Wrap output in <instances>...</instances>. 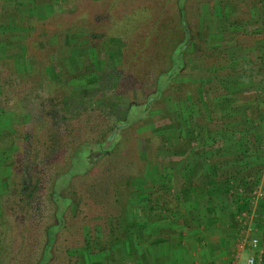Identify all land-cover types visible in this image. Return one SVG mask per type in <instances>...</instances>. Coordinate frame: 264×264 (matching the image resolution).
Listing matches in <instances>:
<instances>
[{
	"label": "rangeland",
	"instance_id": "374dc122",
	"mask_svg": "<svg viewBox=\"0 0 264 264\" xmlns=\"http://www.w3.org/2000/svg\"><path fill=\"white\" fill-rule=\"evenodd\" d=\"M175 2L0 0V111L7 110L14 126L23 130L22 138L16 136L19 152L12 166L22 163L23 179L18 168L10 179L0 165V264H39L49 238L47 227L58 221L63 227L43 264H124V256L98 248L110 240L113 224L138 232L136 220L148 211L147 196L140 202V192L157 203L151 220L164 209L175 215L176 193L186 191L191 178L204 175L206 165L196 164L210 153L235 143L264 146V67L257 72L253 61L264 57V1L253 7L252 0H223L232 9L224 15L220 0L186 1L196 41L219 47L225 45L224 33L239 32L237 39L243 43L226 41L227 49L237 53L234 61L246 62L248 69L237 86L242 95L239 91L216 105L233 117L234 124L225 123V137L216 135L215 122H201L198 106L190 100L183 103L175 92L179 84L182 91L187 89L184 81L218 90L215 74L195 73L187 80L178 74L163 93L157 92L159 72L169 68L170 52L181 39ZM30 16L35 21L27 33L23 30ZM240 19L249 22L247 28ZM75 31L83 51L69 49L68 36ZM87 39L94 42L84 46ZM126 43H134L133 48ZM213 95L210 100L205 96L213 102L211 109ZM148 100L150 110L133 113V104ZM193 118L200 121L198 126L191 123ZM185 135L197 143L182 146ZM34 139L45 141L42 158L30 154ZM98 147L109 154L95 157ZM254 152L264 158L263 148L246 155L253 157ZM193 163L197 169L192 174L186 165ZM21 182L26 186L23 199ZM131 186L140 189L135 197L128 191ZM78 200L77 207L73 201ZM129 218L133 225H126ZM87 238L91 250L84 259Z\"/></svg>",
	"mask_w": 264,
	"mask_h": 264
},
{
	"label": "crops",
	"instance_id": "0c3cea01",
	"mask_svg": "<svg viewBox=\"0 0 264 264\" xmlns=\"http://www.w3.org/2000/svg\"><path fill=\"white\" fill-rule=\"evenodd\" d=\"M261 57L258 64L264 67ZM246 147L264 149L261 142ZM244 148L238 143L224 145L210 153L214 157L196 164L206 165L204 175L190 177L187 190L176 193L175 215L164 209L128 241L127 249L124 244V264H246L250 255L257 256L256 264H264V198L227 179L242 174L241 159L230 163L221 159L225 149ZM259 165L264 167V159ZM252 237L259 239L257 249L250 245Z\"/></svg>",
	"mask_w": 264,
	"mask_h": 264
},
{
	"label": "trees",
	"instance_id": "16d2710c",
	"mask_svg": "<svg viewBox=\"0 0 264 264\" xmlns=\"http://www.w3.org/2000/svg\"><path fill=\"white\" fill-rule=\"evenodd\" d=\"M186 1L187 0H176L175 2V6L178 8V21L180 20V25H181V29H182V33H181V39L178 40L176 42V44L174 45V47L172 48L171 52H170V58H171V65L169 66V68L164 71V72H159L158 78H157V92L159 93V95L161 93H163V91H165L170 84H172L173 78L175 77V81H176V77L179 75H183L184 80L188 79V76L190 78V76H193V74L195 73H201L202 75H211V74H215V78L220 79L219 83L217 82L215 86H217L218 90H213V92H211V88L208 86H206L204 84V82L202 83H198V84H192L190 82H185L182 86H184L185 91H182L181 88H179L180 84L178 85V87L175 89V92L177 94V99L183 101V103H185L187 100L191 101L192 104L198 106L199 113H201L200 115V119L201 122H203L204 124H209L211 123L210 121H212L213 123L215 122V124L217 126H219V128L217 127V131H216V135L220 136V137H225L224 135V129L226 128L227 125H225V123H232L233 121V117H230V115L224 113L222 111V109L219 107L216 108V105H222V103L226 100L231 99V96L233 98H235V95L237 93H239V91L241 92V89L239 90L237 86H239V84H241L240 79L244 78L247 74V63L246 62H242V61H234L235 57H237V53H235L236 51H229L227 49L226 46V41L228 40H233L235 42V44H237L238 46H242L243 43H240V40L237 39V34L239 33H233L231 35H228V33H224V40H225V45L221 44L219 47L215 46H208L205 47L204 45H202V43H199L198 41L195 40V35L192 33L190 26H189V13H188V9L186 7ZM264 0H252V6H257L259 2H262ZM220 2L222 3L221 6V15H224L225 12H228L229 8V4L226 2H223V0H220ZM238 8H234L233 11H237ZM230 11H232V9H230ZM238 12V11H237ZM161 18V15L159 16ZM33 17H28V19L30 20H26L30 21L28 22V27H25V32L30 33V28L33 27L34 24V18ZM48 18V17H47ZM239 21H243L246 28L248 27V21L245 19H240ZM238 21V22H239ZM73 25V24H72ZM157 26V25H156ZM136 30V31H135ZM135 32H140V30L135 29ZM79 34L78 31L75 32H70L69 36H68V46L69 49L72 48L76 50V52L78 51H83L85 48L82 47V45L79 42ZM91 42H94L93 39L90 40H84V42H82V44L88 45L91 44ZM134 43H126V47H130L133 48ZM197 48H200L201 50L198 52L195 51ZM126 59V55H121L122 61L124 62V58ZM255 63V67L254 70H256L257 72L260 71V65H258V60L254 59L253 60ZM193 65H196L195 68H191ZM252 67V68H253ZM251 68V69H252ZM135 74V73H134ZM209 82V81H208ZM168 84V85H167ZM207 84V83H206ZM193 86L196 87V89L192 88ZM167 87V88H166ZM192 89H191V88ZM216 88V89H217ZM179 93V94H178ZM214 94V95H213ZM240 95H242V92L239 93ZM158 95V94H157ZM156 95V96H157ZM213 95L216 98V102L214 103V109L212 108V103L213 102H209L205 96L209 97L210 100V96ZM258 92L255 95V99H258ZM153 98V97H151ZM146 102V101H145ZM139 103V104H133L134 108H133V113H139V111H143L146 112L147 109H149L150 107V101L148 100L146 103ZM144 106V108L142 107ZM143 108V109H142ZM141 109V110H140ZM150 110V109H149ZM5 111H0V123L3 127H7V132H3L0 127V140L4 137V139L1 140V142H6L5 146H0V165L3 166L8 172V177L10 179H13L14 175L16 174L15 170L16 168H18V176H20V179L22 180V173L19 172V169L21 168V164L16 163L15 167H12L14 165V161H16V156L17 153L19 152V144L16 142V136L19 135L18 137H23V130H19L18 128H16L14 126L12 117ZM218 112V113H217ZM198 113V114H199ZM199 119V118H198ZM235 119V118H234ZM191 120V119H190ZM189 120V122H190ZM4 121V122H3ZM193 125L198 126L200 124V121H195L194 118L193 120H191ZM6 124V125H3ZM203 124V125H204ZM234 124V123H232ZM233 127V126H232ZM116 128V127H115ZM114 128V129H115ZM6 129V128H5ZM224 130V131H223ZM3 135V137H1ZM109 138H111V135H109ZM35 145H33L31 147V151L30 154L31 155H35L38 158H42L43 155H46V150L45 147L43 148V145L45 144V141L42 142V140H37L34 139ZM42 142V146L39 145V143ZM183 145L182 146H186L187 148H189L188 146L190 145H195L197 143V141H193V143L191 144L189 140L188 135L182 136V140L180 141ZM33 144V141H32ZM18 146V149H17ZM183 147V148H186ZM241 147H245L244 145ZM249 147V146H248ZM99 148V147H98ZM186 148V149H187ZM77 149V148H76ZM75 149V150H76ZM251 149H247V147L244 148V150H240V151H236L233 149H225L223 150V155L220 157L221 159H223L224 163H230V161L232 159H241L240 162H243L242 165V174L237 173L235 174V176L233 174L228 175L227 179H233L234 183H238V186H243L247 189H251L255 190V189H259L261 188V190L264 192V180L262 181V171H263V167L262 165H259L261 163H263V159L261 157V154L255 153V155L249 156L246 155L248 152L250 153ZM108 149H104L102 147H100L96 153H95V157L100 156V159L106 155H108ZM22 154V153H21ZM13 156V157H11ZM22 157L21 162L26 163V160H24L26 157L24 155H21ZM247 156V158L245 157ZM262 158V160L260 159V161L258 160L259 158ZM196 158V156L194 157ZM27 159V158H26ZM194 161V160H193ZM3 163V164H2ZM192 166L189 167L190 165H186L187 167V172L189 171L190 173H194V163L191 164ZM70 166V165H69ZM240 171V170H239ZM238 171V172H239ZM189 174V173H188ZM230 174V173H229ZM227 180V181H228ZM233 183V184H234ZM263 183L262 187L260 186ZM12 185V184H11ZM260 186V187H259ZM19 191H21V196L23 199V195H22V191H24L26 189L25 183L21 182L20 186H19ZM11 188H8V190H10ZM7 190V191H8ZM140 189H135L134 187H130L129 188V192L130 195H133L135 193H138ZM55 192V190L53 191ZM24 194V193H23ZM55 196V193H53ZM53 196V197H54ZM136 196V195H135ZM134 196V197H135ZM147 196V199H146ZM242 196V195H240ZM30 197V196H29ZM131 196H129L130 198ZM134 197H132L131 202L132 205H137V203H134ZM139 200L140 202L141 199L144 200L143 198L146 199V201L148 202V211L144 210L143 212L145 213V215L143 216V218H137V223L135 225V227L138 229V232H132L130 231V229L132 228H128L127 226H117L116 224H113L115 226H111V238L108 241V243H100L98 250L101 252H105L104 254L110 253V252H115L117 251L118 253H121L122 256L124 255V244L126 245V249H127V244L128 241H130V239L135 238L139 235L140 230L144 229L145 225H147V221H153L151 220V216L153 215V211L155 210V204L157 203H152L155 202L152 198H150L149 195L147 194H142L141 192L139 193ZM143 197V198H141ZM243 197V196H242ZM263 198H264V193H263ZM55 199V197L53 198ZM119 200V199H118ZM128 200V199H127ZM248 200V199H247ZM70 202H72V198H69V203L68 206L70 204ZM74 204H76V206L78 207V205L80 204V200L78 201H73ZM129 205H131V203L127 202L126 203V207H128ZM58 208V207H57ZM59 217H62L61 212H58ZM56 216H57V209H56ZM118 217V216H117ZM111 218V217H110ZM150 219V220H148ZM120 223V220L118 218V221ZM133 225L134 223L131 222V219H127L126 225ZM62 223L61 221H58V223H54L52 225H49L47 227V235L49 236L45 247L43 249L42 255H41V259L39 261V264H43L44 262H46L49 258V256H51V242L52 240L56 237V232L60 231L62 229ZM130 227V226H129ZM126 231V235L123 236L124 233H121L122 231ZM129 232V233H128ZM134 236V237H132ZM90 237V236H89ZM87 244L84 246V250L82 251L85 256L83 257L84 259H86V253H88L91 250V245H90V240L89 238H87ZM83 254V255H84ZM83 259V260H84ZM108 262H110L108 260ZM103 264L105 262H102ZM101 263V264H102ZM116 263V262H114ZM86 264V262L84 263Z\"/></svg>",
	"mask_w": 264,
	"mask_h": 264
},
{
	"label": "built area",
	"instance_id": "2783aa9c",
	"mask_svg": "<svg viewBox=\"0 0 264 264\" xmlns=\"http://www.w3.org/2000/svg\"><path fill=\"white\" fill-rule=\"evenodd\" d=\"M254 193L257 196H263V191L261 189H255ZM250 245L252 248L257 249L259 245V239L257 237H252L250 239ZM242 246V244L240 245ZM257 263V256L256 255H250L247 258L246 264H256Z\"/></svg>",
	"mask_w": 264,
	"mask_h": 264
}]
</instances>
